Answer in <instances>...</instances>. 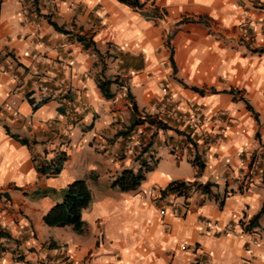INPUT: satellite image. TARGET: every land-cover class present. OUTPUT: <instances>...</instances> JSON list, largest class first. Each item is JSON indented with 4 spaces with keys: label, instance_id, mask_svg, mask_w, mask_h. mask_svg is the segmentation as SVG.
<instances>
[{
    "label": "crops",
    "instance_id": "crops-1",
    "mask_svg": "<svg viewBox=\"0 0 264 264\" xmlns=\"http://www.w3.org/2000/svg\"><path fill=\"white\" fill-rule=\"evenodd\" d=\"M139 1L141 8L119 0H0V193H7L0 227L10 235L0 240V264L64 252L67 264H264V52L254 51L264 46V0ZM49 21L92 36L100 54ZM115 78L122 84L112 83L106 98L98 79ZM33 79L58 95L39 92ZM162 83L181 110L207 108L212 143L194 136L176 158L160 145L186 142L192 130L145 122L146 146L122 155L133 119H157ZM221 117L228 123L215 142ZM162 152L189 164L190 175L161 170ZM58 155L64 161L53 174ZM143 162L155 167L137 190L110 186ZM78 178L92 193L82 232L46 225L44 213ZM176 180L210 186L188 196L161 193ZM200 219L231 229L200 232Z\"/></svg>",
    "mask_w": 264,
    "mask_h": 264
},
{
    "label": "trees",
    "instance_id": "trees-1",
    "mask_svg": "<svg viewBox=\"0 0 264 264\" xmlns=\"http://www.w3.org/2000/svg\"><path fill=\"white\" fill-rule=\"evenodd\" d=\"M120 2L130 5L134 8H141L143 3L139 0H119ZM55 30L68 33L71 37H73L77 42H79L84 49L94 50L97 54H100L99 49L96 47L95 42L92 39V36H87L84 34H74L71 31L64 29L59 26L57 23L53 21H49ZM256 52H264V46L259 49H254ZM170 62L173 65L172 53L169 56ZM174 67V66H173ZM112 83L122 84L115 79H98V87L102 91L103 95L106 98H110L112 96L110 92V85ZM194 91H198L203 93V91L195 86L190 87ZM233 90L230 89L229 92ZM130 98L131 95L128 94ZM246 107L248 110L252 112V114L257 118V113L253 110L249 103H246ZM33 108H36V105L33 104ZM134 111H136V106L133 105ZM148 122L149 124L155 125L156 129L162 128L165 129L167 127V123L154 119L152 117L145 116L143 119H133L132 123L128 126L127 130L130 131L134 126L138 124H142ZM62 155V154H60ZM58 155L56 161V167L52 170L53 174L58 173L61 167L62 162L64 161V157ZM198 167L201 169L203 164L198 159L192 160ZM43 164H39L38 168L41 172H47L50 167ZM155 167V163H145L143 162L141 168L134 172L132 169L125 168L119 172V174L111 181L110 186L112 188H117L120 191H135L138 189L142 181L145 179V175L147 172L153 170ZM209 183H199L193 182L190 185H186L185 181H172L170 182L164 189L161 190L162 194L167 192H176L178 195L188 196L189 190L193 187L194 190H200L202 192L207 193L209 190ZM45 193V192H44ZM7 197V193H0V197ZM92 201V193L91 189L83 178H78L67 184L65 188L62 190V198L60 201L53 204L43 215V221L46 225L52 227H65L71 226L76 232L81 233L83 230V220H82V210L87 208ZM4 238H10L9 233H7L3 228L0 227V240Z\"/></svg>",
    "mask_w": 264,
    "mask_h": 264
},
{
    "label": "built area",
    "instance_id": "built-area-1",
    "mask_svg": "<svg viewBox=\"0 0 264 264\" xmlns=\"http://www.w3.org/2000/svg\"><path fill=\"white\" fill-rule=\"evenodd\" d=\"M254 2H262V0H252ZM261 28L264 32V13L261 17ZM17 77V76H16ZM32 86L36 87L37 90L41 93L48 94L50 96H57L58 90L49 88L45 86L38 79H33L31 82ZM162 98L160 99L159 105L156 107L155 118L157 120L167 123L172 120L178 125L187 126L192 130L187 137L186 142H175V141H166L164 144L160 145L161 149H166L168 152L172 153L176 158H180L188 152L189 147L194 146V136H199L203 138L205 144L212 143V134L207 131L206 125L211 120L209 119V114L207 108L202 105H192L188 110H181L177 103L172 100V97L169 96L168 91L164 84L160 85ZM14 102H12L13 104ZM11 104V105H12ZM14 115L16 113H13ZM144 118V117H143ZM220 123V127L217 129L215 134V142L220 140L226 130L228 120L221 117L220 119L215 120ZM150 127H155V125H150ZM147 133L146 126L143 124L136 125L131 131L124 135V147L122 148V155L129 156L134 153L138 146H146L148 139L145 137ZM146 163V162H145ZM260 165V159L254 158L251 163V174H255ZM228 178H224V181H227ZM186 185L192 184L191 181H185ZM193 188V187H192ZM191 188V189H192ZM177 194L176 192H172ZM199 222L202 225L200 232H211L214 234L228 233L231 229V224L226 225L225 227H220L210 219H200ZM70 262V256L67 252L60 254L56 258L52 259H41L34 264H67Z\"/></svg>",
    "mask_w": 264,
    "mask_h": 264
},
{
    "label": "rangeland",
    "instance_id": "rangeland-1",
    "mask_svg": "<svg viewBox=\"0 0 264 264\" xmlns=\"http://www.w3.org/2000/svg\"><path fill=\"white\" fill-rule=\"evenodd\" d=\"M158 167L163 171H168L172 176L178 175H190L192 168L186 162H180L176 164L165 152H162Z\"/></svg>",
    "mask_w": 264,
    "mask_h": 264
}]
</instances>
